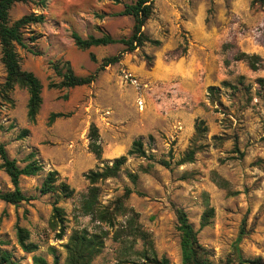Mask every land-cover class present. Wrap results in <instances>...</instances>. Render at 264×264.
Wrapping results in <instances>:
<instances>
[{
    "label": "rangeland",
    "instance_id": "374dc122",
    "mask_svg": "<svg viewBox=\"0 0 264 264\" xmlns=\"http://www.w3.org/2000/svg\"><path fill=\"white\" fill-rule=\"evenodd\" d=\"M40 1L15 3L10 20L30 12L46 15L44 23L26 30L28 44L38 54L18 47L22 68L33 71L43 83V103L36 121L31 122L26 88L16 86L11 101L0 99V144L20 166L33 153L43 170L21 177L20 186L32 199L19 204L0 199V250L11 253L19 264H36L34 254L53 264L55 253L64 264L70 235L76 229H86L107 232L105 247L93 264H149L143 253L157 259L167 257L169 264H182L179 207L188 213L200 243L215 263L247 264L239 262L235 249L244 228L239 254L264 264V84L258 82L264 79V5L254 0H155L154 13L143 31L159 39L160 45L146 42L125 53L119 62L107 66L93 85L49 88L51 81L61 80L49 61L69 48L74 27L58 25L49 14L50 0H45L46 8ZM134 1L116 3L124 6ZM81 2L91 17L106 21V29L121 37L131 35L134 18L117 15L113 0ZM97 3H105L111 12L100 17ZM119 52L115 46H105L95 54L102 58ZM241 53L259 55L257 69L251 68L247 59H238ZM146 54L153 66L158 56L170 66L174 64V76L173 68L171 75L157 78L137 73L136 65L153 68L148 66ZM123 69L136 73L142 86L127 83ZM5 78L0 45V87ZM142 92L147 101L144 111L136 104ZM52 112L65 115L50 123ZM179 122L181 129L176 126ZM92 123L99 128L100 159L89 147ZM24 128L30 132L20 138ZM139 138L146 156L129 155L117 176L97 183L98 206L109 210L114 224L94 219L82 208L90 187L86 174L126 154ZM193 146L199 147L194 161L180 164ZM54 169L61 181L75 189L72 197L59 198L58 205L67 216L62 238L52 218L58 197L40 192L45 176ZM129 173L136 174L137 180ZM12 189L10 176L0 167V190ZM209 206L215 209L214 217L200 228L202 213ZM133 218L147 238L127 233ZM19 227L27 229L29 241L38 245L35 252L22 249Z\"/></svg>",
    "mask_w": 264,
    "mask_h": 264
},
{
    "label": "trees",
    "instance_id": "16d2710c",
    "mask_svg": "<svg viewBox=\"0 0 264 264\" xmlns=\"http://www.w3.org/2000/svg\"><path fill=\"white\" fill-rule=\"evenodd\" d=\"M33 0H0V45L2 50V61L6 69V78L0 87V99L11 101L10 94L16 86L26 88L28 90L29 98L27 103V116L29 121L35 122L37 115L41 109L43 103V83L41 79L33 72L27 69H23L21 65V57L18 51V47H22L31 52L38 54L30 47L26 37V30L31 25L44 23L46 15L44 13L30 12L24 14L15 21L10 20V10L17 2H29ZM120 2V0H114ZM155 0H135L132 3H127L124 9L117 13V15H128L134 18V24L132 33L128 37L115 38L111 34L104 33L102 36L97 37L89 35L87 37L82 36L75 30H72L71 37L75 45L82 50H87L92 46L108 45L112 43H121L125 46L119 53L111 56L104 57L99 63L98 67L93 73L88 75H78L73 69V66L69 60L59 59L57 61L50 60L49 65L54 69L56 74L61 77L59 82L51 81L48 84L49 88H73L82 85L92 84L100 72L105 70L107 66L113 65L119 62L123 55L127 52H132L136 48L144 46L146 42H151L155 45H160L159 39H153L149 37L144 31L143 26L154 13ZM255 3L264 5V0H254ZM40 5L46 8L45 0L40 1ZM106 14L99 15L104 17ZM33 42L34 37H30ZM147 58L148 66L152 67L153 63L151 56L145 55ZM238 59H247L251 68L257 69L258 62L261 57L257 54L241 53L237 57ZM90 59L94 62H99L96 54L90 52ZM260 84H264V79L258 80ZM223 84H227L225 81ZM210 90H215V87H210ZM62 112H52L49 116V122L52 123L56 118L64 116ZM197 130L202 129V122L197 125ZM30 130L24 128L20 133V138H24L28 135ZM90 144L89 147L95 156L102 158L103 148L100 143L99 128L95 123H92L89 131ZM199 147H190L185 155L179 160V163L193 162L195 159L196 151ZM129 155L146 156V150L141 138L135 139L127 151L126 154L116 157L111 163H106L102 167L96 170H90L86 174V178L90 182V187L85 195L83 201V211L86 214L91 215L94 219L99 221H109L114 224V218L109 210L101 209L98 206V196L100 188L97 183L100 180L115 177L119 174L122 166L127 161ZM0 167L3 168L10 176L13 184L12 190H0V199L12 204H19L22 201L30 200L33 197L28 196L21 188L20 182L22 176H35L43 170V165L34 159V154L28 156L27 163L24 166L18 164L17 159L11 158L5 148L4 144H0ZM165 165H169L168 161H163ZM129 176L135 181L137 175L129 173ZM40 192L42 194L53 193L57 195V199L53 207L52 218L59 225L58 237L62 238L65 234V222L67 220L66 211L63 207L59 206V198H70L74 195L75 189L70 186L66 181L60 180L58 170H50L45 176ZM131 191L127 189L126 193ZM122 206V205H121ZM122 208V207H121ZM131 212H134L132 209ZM178 230L180 232V244L182 252V264H217L211 257L209 250L200 243L198 238V231L194 228V225L189 220L188 213L183 208H177ZM215 209L211 206L207 207L202 213L200 219V228H203L210 224L211 219L214 217ZM132 219V218H131ZM112 224V225H113ZM128 234H139L144 238H147L146 233L142 232L139 225L129 222ZM243 228L239 234L236 242L235 249L237 253V259L240 263L247 264H259L258 260L244 259L239 254V244L245 234ZM107 236L106 231L90 233L88 230H74L70 235L68 242L65 244L67 249V258L64 264H93V260L99 255L105 247L104 239ZM18 239L23 250L26 252H35L38 249V245L32 241H29V232L27 229L18 228ZM54 253L56 249L51 248ZM143 258L146 259L145 263L149 264H169L167 257L157 259L150 257L148 254L143 253ZM33 261L36 264H48L45 257L42 255L34 254ZM0 264H19L12 258L11 253L0 250ZM53 264H60L59 255L55 253ZM228 264V263H225Z\"/></svg>",
    "mask_w": 264,
    "mask_h": 264
},
{
    "label": "crops",
    "instance_id": "0c3cea01",
    "mask_svg": "<svg viewBox=\"0 0 264 264\" xmlns=\"http://www.w3.org/2000/svg\"><path fill=\"white\" fill-rule=\"evenodd\" d=\"M82 3L83 2H81V0H50L49 14L52 17V19L56 21L58 25H63L66 27L72 26L74 27L73 30L77 31L84 37H87L89 35L100 37L104 33L111 34L115 38L121 37L119 33H116V31L114 32L104 27L106 24V21L100 18H94V16L91 17L88 9H84L82 7ZM99 6H101L100 14H107L111 12L110 9L105 8V3H102ZM113 6H114V11L119 13L124 9L125 5L123 6L121 5V3H116L114 1ZM119 16L126 18V20H130L129 19L130 17L128 15H119ZM126 27L128 28V25H126ZM116 30L117 31L119 30V26L118 28H116ZM55 34L58 35L59 34L58 31ZM73 42L70 41L69 48L57 54L56 60H59V59L69 60L73 66L74 71L78 75H88L92 73V71H95L96 68L98 67L99 64L95 63L91 59L90 60L93 63L89 61L88 58H90V52L95 53L97 48H101L105 46H108V47L115 46L116 52L121 51L124 48V46L120 43H112L108 45L92 46L91 48L87 50H82V49H79L76 45H74L75 43L73 44ZM104 57L101 58L98 56L97 58L99 61H101ZM156 60H157V65L153 66L152 69H148L145 67V65L141 64V65H136L135 70L139 74L149 73L154 78H157L160 76L171 75L170 74L172 72L171 69L173 68V76H174V74L176 73V66L174 64H173V67L170 66L169 63L165 61V59L161 56H158ZM81 62H82V65H80ZM94 83L95 81L91 85H93ZM83 86H86V85H83ZM77 87H80V86H77Z\"/></svg>",
    "mask_w": 264,
    "mask_h": 264
},
{
    "label": "built area",
    "instance_id": "2783aa9c",
    "mask_svg": "<svg viewBox=\"0 0 264 264\" xmlns=\"http://www.w3.org/2000/svg\"><path fill=\"white\" fill-rule=\"evenodd\" d=\"M122 77L127 83L130 82V84H132L137 88H140L142 86V80L140 79V77L129 69H123ZM136 104L140 111H144L145 108L147 107L146 97L143 94V92L139 94V96L137 97ZM176 126H178L181 129L182 128L181 122L176 124Z\"/></svg>",
    "mask_w": 264,
    "mask_h": 264
}]
</instances>
